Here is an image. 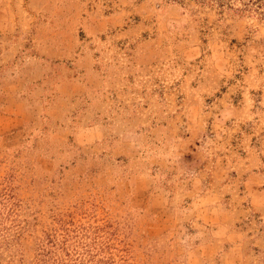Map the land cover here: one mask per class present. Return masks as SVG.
<instances>
[{
  "label": "rangeland",
  "instance_id": "rangeland-1",
  "mask_svg": "<svg viewBox=\"0 0 264 264\" xmlns=\"http://www.w3.org/2000/svg\"><path fill=\"white\" fill-rule=\"evenodd\" d=\"M0 264H264V0H0Z\"/></svg>",
  "mask_w": 264,
  "mask_h": 264
}]
</instances>
